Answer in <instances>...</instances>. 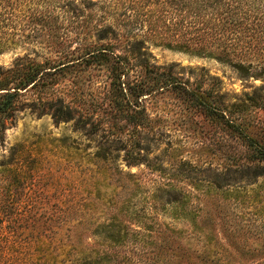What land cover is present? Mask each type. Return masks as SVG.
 I'll list each match as a JSON object with an SVG mask.
<instances>
[{"label":"trees","instance_id":"16d2710c","mask_svg":"<svg viewBox=\"0 0 264 264\" xmlns=\"http://www.w3.org/2000/svg\"><path fill=\"white\" fill-rule=\"evenodd\" d=\"M37 46L45 52L30 56ZM150 46L213 58L241 79L263 82L229 101L217 77L192 86L172 66L154 65ZM18 48L27 52L0 66V126L24 103L21 94L32 90L55 122L74 120L88 134L102 132L87 155L98 191L88 202L113 208L95 219L88 207L89 226L73 228L76 238L69 240L53 224L61 216L51 209L45 214L47 196L35 189L32 171L2 161L0 264H264V225L257 224L256 244H247L248 231L227 207L233 188L264 175V119L247 116L253 107L264 112V0H0V54ZM90 69L104 71L108 80L99 100L77 107L54 94L68 73ZM164 93L224 129L238 146L228 145L222 169L196 181L186 182L190 169L181 162L140 205L134 201L140 180L116 159L124 150L127 166L144 161L140 137L152 128L145 101ZM115 175L118 186L110 183ZM101 186L111 194L98 197ZM116 187L121 190L114 193ZM158 205L188 228L158 224L152 215ZM85 232L90 242L80 236Z\"/></svg>","mask_w":264,"mask_h":264},{"label":"rangeland","instance_id":"374dc122","mask_svg":"<svg viewBox=\"0 0 264 264\" xmlns=\"http://www.w3.org/2000/svg\"><path fill=\"white\" fill-rule=\"evenodd\" d=\"M147 51L154 65L172 66L180 78L189 80L192 86L200 82L205 86L211 81L210 78L217 77L221 91L229 101H235L245 93L251 94L253 88L263 82L257 78L241 79L232 67L213 58L190 55L162 46H150ZM25 52L27 49L18 48L15 52L0 54V66L8 67L16 56ZM36 52L42 54L45 51L37 46L29 55L34 57ZM107 85L104 71L90 69L76 75L68 73L56 85L54 94L73 101L72 104L79 107L81 102L99 100ZM34 92L29 90L22 93L20 100L24 103L18 105L17 110L0 126V163L5 161L9 166L23 165L25 170L32 171L30 175L36 181L35 189L47 196L49 207L45 214L55 211L53 215L61 216V219L53 224L62 226L66 238L68 235L69 240L75 239L76 235L71 234L73 228L89 226L90 220L83 216L88 207H94L97 214L95 219H98V214L99 218L104 217L100 215L102 212H110L108 207H111L110 210L113 208V203L104 204L102 200L96 201L93 206H89L88 202V198L96 197L98 191L92 185L97 174L87 162V155L99 144L102 132L88 134L87 129L77 128L74 120L55 122L50 115L49 105L37 100ZM145 103L152 118V128L140 137L144 136L140 149L141 154L145 155L144 161L127 166L123 160L124 150L119 152L116 159V164L123 171L134 173V179L140 180L134 195L135 203L141 205L147 202L149 194L162 181L165 182L181 162L186 161L185 168L190 169L183 173L186 182L196 181L203 175L211 176L212 172L222 169L228 145L238 146V141L229 137L224 129L188 108L172 93L161 94L156 100H146ZM247 116L257 122V119H264V112L253 107ZM251 130L255 132L256 128ZM147 163L158 169L162 166L165 171H151L145 165ZM110 183L116 186L120 184L116 175ZM184 187L191 190V186ZM110 190L111 187L101 186L98 197L110 195L105 194ZM120 190V187H116L114 193ZM120 193L126 196L130 194L125 191ZM231 194L227 200L229 212L248 231L243 240L254 245L257 242V224L264 225V175L258 178V182L239 184ZM235 194H238L237 197ZM158 208L152 212L158 224L176 229L188 228L183 220L171 218L161 205ZM36 210L43 212L40 208ZM85 233L80 236L90 242L88 233Z\"/></svg>","mask_w":264,"mask_h":264}]
</instances>
